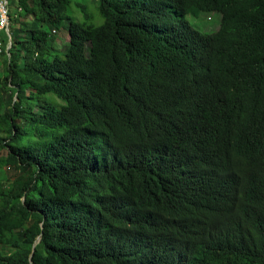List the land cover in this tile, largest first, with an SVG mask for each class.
Here are the masks:
<instances>
[{
  "label": "trees",
  "instance_id": "obj_1",
  "mask_svg": "<svg viewBox=\"0 0 264 264\" xmlns=\"http://www.w3.org/2000/svg\"><path fill=\"white\" fill-rule=\"evenodd\" d=\"M8 2L0 264H173L179 247L147 237L188 232L197 203L214 229L197 264H264V0H98L101 25L72 0ZM201 14L220 29L195 28ZM202 138L252 202L224 237L195 197Z\"/></svg>",
  "mask_w": 264,
  "mask_h": 264
},
{
  "label": "clouds",
  "instance_id": "obj_2",
  "mask_svg": "<svg viewBox=\"0 0 264 264\" xmlns=\"http://www.w3.org/2000/svg\"><path fill=\"white\" fill-rule=\"evenodd\" d=\"M8 51L6 49V52ZM194 154L200 169V175L197 178L199 188L196 190L195 197L200 196L208 207L212 208L225 220V227L219 236L231 235L227 231L226 225L228 223L235 225L236 221L251 209L252 202L242 200L236 185L228 190L225 179L231 175V169L227 159V150L216 146L212 141L202 138L199 140L198 147L194 148ZM195 209V220L188 232L161 229L149 234L147 237V240L157 247L164 245L179 247L182 255L172 257L173 264H197L202 257L208 256L204 249L211 247L203 242L212 238L213 224L201 210L200 203L195 205ZM196 254L200 258L194 261L192 258Z\"/></svg>",
  "mask_w": 264,
  "mask_h": 264
},
{
  "label": "rangeland",
  "instance_id": "obj_3",
  "mask_svg": "<svg viewBox=\"0 0 264 264\" xmlns=\"http://www.w3.org/2000/svg\"><path fill=\"white\" fill-rule=\"evenodd\" d=\"M82 7L87 8V12L91 16L90 22H88ZM68 14L73 20L81 23H94L96 25H101L103 23V18L98 10V0H72ZM188 19L195 28L205 32H216L221 27V15L201 14L198 18ZM56 37L55 46L57 49H62L65 42L67 43L69 40L68 22L62 25L60 32L56 33ZM2 60L3 58H0V65L2 64Z\"/></svg>",
  "mask_w": 264,
  "mask_h": 264
},
{
  "label": "built area",
  "instance_id": "obj_4",
  "mask_svg": "<svg viewBox=\"0 0 264 264\" xmlns=\"http://www.w3.org/2000/svg\"><path fill=\"white\" fill-rule=\"evenodd\" d=\"M0 34H3L6 37H8V40H9V44L7 48V51H8L12 43L11 30H9V2L8 0H0ZM3 51H4V46L2 42L0 41V56L2 55Z\"/></svg>",
  "mask_w": 264,
  "mask_h": 264
},
{
  "label": "water",
  "instance_id": "obj_5",
  "mask_svg": "<svg viewBox=\"0 0 264 264\" xmlns=\"http://www.w3.org/2000/svg\"><path fill=\"white\" fill-rule=\"evenodd\" d=\"M34 252H35V250H33V255H34ZM33 257V256H32Z\"/></svg>",
  "mask_w": 264,
  "mask_h": 264
},
{
  "label": "bare ground",
  "instance_id": "obj_6",
  "mask_svg": "<svg viewBox=\"0 0 264 264\" xmlns=\"http://www.w3.org/2000/svg\"><path fill=\"white\" fill-rule=\"evenodd\" d=\"M188 262V261H187Z\"/></svg>",
  "mask_w": 264,
  "mask_h": 264
}]
</instances>
